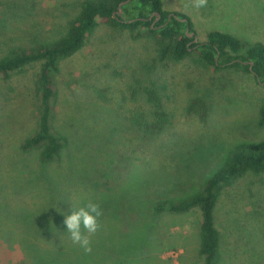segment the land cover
<instances>
[{
  "label": "rangeland",
  "instance_id": "obj_1",
  "mask_svg": "<svg viewBox=\"0 0 264 264\" xmlns=\"http://www.w3.org/2000/svg\"><path fill=\"white\" fill-rule=\"evenodd\" d=\"M84 1L0 0L2 50L58 39ZM161 2L190 19L196 42L219 31L264 46V0H207L200 9L186 6L191 0ZM97 21L54 74L50 125L64 147L51 162L40 161L39 147L23 148L37 132L39 64L0 76V264H39L47 254L61 264H201L199 210L154 216L153 207L201 190L234 146L264 141L257 124L264 85L194 57L161 62L151 37ZM152 82L173 123L144 143L132 133L133 118L148 110ZM89 199L101 203L103 216L86 253L63 221ZM214 218L216 264H264V174L225 188Z\"/></svg>",
  "mask_w": 264,
  "mask_h": 264
},
{
  "label": "trees",
  "instance_id": "obj_2",
  "mask_svg": "<svg viewBox=\"0 0 264 264\" xmlns=\"http://www.w3.org/2000/svg\"><path fill=\"white\" fill-rule=\"evenodd\" d=\"M124 1L127 0H85L77 16L69 22L65 32L56 40L26 46H8L5 50H2L0 42V76L6 78L26 66L39 64L36 83L41 97L37 132L25 141L23 148L39 147L41 162H51L60 155L64 147L63 140L51 132L50 125L54 74L58 71L59 62L79 52L88 38L94 34L99 25L97 19L105 26L127 30L131 34H136V37L143 34L151 37L156 45L158 60L161 62L178 63L194 57L205 68L238 69L252 74L258 84L264 85L262 44L247 45L235 36L219 31H210L204 41L194 43L193 38L187 37V25L188 33H194V30L186 15L163 10L161 0H131L121 7L122 14L126 17L123 19L116 12L119 4ZM5 12H0V30L7 23ZM176 17L187 19V24L181 23ZM141 30L143 32H140ZM152 85L153 87L146 91L148 110L146 112L137 110L133 118L132 133L144 143L154 141L173 123V116L163 103L164 93L161 94L153 82ZM257 124L264 127V102L258 110ZM247 174H264V141L234 146L225 156L220 168L206 180L201 190L178 200L158 201L153 207V214L154 216L164 212L185 214L198 209L201 215L198 247V254L202 257L201 264H216L220 235L215 227V208L222 191ZM127 196L126 193L123 195L124 201ZM127 201H130V198H127ZM110 202L118 203V200ZM109 209L113 211L112 207ZM52 261L61 264L59 257L48 254L40 257L39 264H54Z\"/></svg>",
  "mask_w": 264,
  "mask_h": 264
},
{
  "label": "clouds",
  "instance_id": "obj_3",
  "mask_svg": "<svg viewBox=\"0 0 264 264\" xmlns=\"http://www.w3.org/2000/svg\"><path fill=\"white\" fill-rule=\"evenodd\" d=\"M196 9L207 6V0H191L190 5ZM103 209L98 200L89 199L76 210H72L64 218V225L70 234L73 243L80 245L86 253H91L90 235L97 233L101 228Z\"/></svg>",
  "mask_w": 264,
  "mask_h": 264
},
{
  "label": "water",
  "instance_id": "obj_4",
  "mask_svg": "<svg viewBox=\"0 0 264 264\" xmlns=\"http://www.w3.org/2000/svg\"><path fill=\"white\" fill-rule=\"evenodd\" d=\"M129 1H131V0H127V1H124V2H122V3H120L119 4V6H118V9H117V14H119L120 15V13H122V11H121V7L123 6V5H125V4H127ZM154 15H156L157 17H158V15L157 14H154ZM171 17V15L169 16V18ZM177 18V17H176ZM178 19V18H177ZM181 23H186L187 24V19H178ZM188 25H187V27H186V33H187V37L188 38H193V42L195 43L196 41H197V36L196 35H194V33H188ZM250 66H251V64H250ZM259 83V82H258ZM261 84V83H260ZM261 85H263V84H261Z\"/></svg>",
  "mask_w": 264,
  "mask_h": 264
}]
</instances>
